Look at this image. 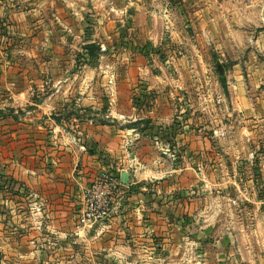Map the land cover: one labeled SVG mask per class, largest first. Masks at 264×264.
<instances>
[{
    "label": "rangeland",
    "instance_id": "1",
    "mask_svg": "<svg viewBox=\"0 0 264 264\" xmlns=\"http://www.w3.org/2000/svg\"><path fill=\"white\" fill-rule=\"evenodd\" d=\"M129 1L0 0V121L9 119L11 130L9 136L5 135L8 139H3L10 140L6 153H20L18 142L33 135L29 126L15 128L18 122L31 125L52 120L60 131L55 140L68 141L71 137L84 153L95 154L94 144L88 146L79 129L80 124L93 121L133 128L140 139L152 142L151 152L164 160L162 170L170 169L179 155L172 148L179 123L155 126L146 113L154 99L163 100L171 88L177 110L179 104L184 106L185 99L189 124L202 131L203 146L197 154L202 163H198L202 180L197 183V194L192 193L194 187L187 182L183 190L187 193V208L184 204L180 207V195L172 194L170 200L162 196L164 187L160 186L165 178H147L134 188L130 195L133 202L124 200L122 204L144 206L141 218L155 224L151 243L135 244L129 237H122L115 251L98 244L79 241L67 245L66 240L43 237L36 246L38 252L33 253L37 254L36 260L4 259L0 253V264H225L216 260L212 239L224 233L233 238L263 235L264 163H260L264 161V119L247 121L230 115L226 84H221L230 66L229 58L246 57L250 49L243 42L264 28L260 5L250 0H218L213 6V12L226 14L218 20V29L225 34L228 31L239 42L225 46L228 52H224V59L208 45L198 44L193 15L198 6L191 0H158L148 6L149 11L161 13L167 8L170 13L169 21L160 16L154 23L160 27L158 35L151 39L142 29L133 30L136 22L130 14L134 13V5H128ZM102 15L110 17L111 22L102 21ZM108 23L110 27L103 33L102 26ZM88 43L94 44L89 50L91 55L85 53ZM137 66L142 69L137 70ZM140 77L146 81L168 77L178 81L171 86L157 81L149 87L132 81ZM179 91L185 96L181 101L177 99ZM87 92L96 98L91 106L76 101ZM164 102H159L162 107ZM132 112L140 116H131ZM47 131L43 132L45 142L51 135ZM16 183L14 179L5 183L8 189L13 188L12 196L19 191ZM141 194L147 201L138 203L136 197ZM9 199L12 204L19 203ZM46 215L38 217L43 222L50 221ZM14 217L17 219V213ZM129 219L132 216H126L125 220ZM184 236L193 241L180 242ZM234 250L240 251L236 246Z\"/></svg>",
    "mask_w": 264,
    "mask_h": 264
},
{
    "label": "crops",
    "instance_id": "2",
    "mask_svg": "<svg viewBox=\"0 0 264 264\" xmlns=\"http://www.w3.org/2000/svg\"><path fill=\"white\" fill-rule=\"evenodd\" d=\"M157 1L135 0L133 2L130 0L128 3V5H134V13L131 11L130 14H133L132 20L136 22L133 30L136 29L141 32L142 29L150 39L158 35L159 29L157 27L160 26L156 27L154 23L159 21L157 19H160V16L169 21L170 13L167 8L163 9L161 13L148 10V6L157 4ZM191 1L198 6V9H194L193 13L195 33L199 38L198 44L202 47L208 45L210 50L217 51L219 57L226 59L227 56L224 52H228V50L225 46L228 43L235 45L239 42L235 41L228 31L225 34L218 29V20L226 15L212 11L213 6H217L218 0ZM254 1L260 5L259 14L263 20L264 0H250L249 2L253 3ZM119 12L123 13L122 9ZM102 17V21L111 22L110 17L105 15ZM109 27V23L102 26V32L106 33ZM242 45L246 49H250L248 55L242 59L239 57L229 58L230 66L224 73L228 107H230L228 113L247 121L252 119L263 120L264 28L254 37L248 36L247 42H243ZM197 48L196 45L195 51L198 53ZM219 62L222 61L219 60ZM136 69L141 70L142 68L137 66ZM132 81H136L137 85L144 84L150 87L157 84V81H162L165 86H171L178 80L168 77L165 80L156 78L146 81L140 77L133 78ZM163 97V100L162 97L154 99V105L146 115L151 118L152 124L155 126L162 123L170 125L172 121L179 123L176 131L177 136L174 137L175 142L172 146L179 155L176 157L174 167L165 170H162L164 160L162 161L151 152L154 149L152 142L149 143L140 139L133 128L121 129L117 125H101L93 121L80 124L79 129L83 135V141L88 146L94 144L96 151L95 154H88L84 153L80 147H76L71 137L68 141L55 140V136L58 137L59 127L52 120L45 123L35 122L31 125L18 122L19 126L17 125L15 128L26 129L29 126V129L33 130V135L28 140L24 137L18 142L20 153L13 152L11 154L6 153L10 140H3L5 135L11 134L10 121L6 118L0 121V136L3 135L0 137L1 256L4 259L19 257L24 260H36L37 254L33 253L38 252L36 246L43 240V237L58 239V241L66 240L67 245L79 241L86 244H98V246L102 245L105 248L109 247L108 249L114 248L115 251L117 245L122 242V237H129V241L135 244H138L139 241L142 244L144 242L148 244L152 232L155 230L154 222L141 218L144 216L145 210L142 204L139 207L137 205L132 207L130 204L125 207L122 201L133 202V197L130 195L134 194V188L146 181L147 178L150 181L165 178L166 181H163L164 184L160 186L164 187L161 191L162 196L170 200L172 194H178L181 201L179 206L181 207L183 204L186 206L185 196L187 193L183 190H186L187 182H189L190 187H194L192 193L196 195L197 183L202 180V173L198 172L200 171L198 163L202 164L201 158L197 157L203 146L202 131L196 125L189 124L188 114L190 111L187 110L185 96L180 91L177 93V99L179 101L184 99V106L179 104V111L177 110L176 95L171 93V88ZM50 99V97H46V100ZM95 99L93 94L87 92L82 97H78L76 101L79 104L87 103L91 106ZM216 99L218 101L219 97ZM158 101H165L166 103L164 102L162 107V103ZM212 105L211 107H213ZM162 110L163 113L161 114ZM131 116L140 115L132 112ZM44 130H48L47 133L51 134L50 140L47 142L43 140L45 137L43 136ZM60 149L64 151L60 152ZM262 163L264 161H261L260 164ZM103 170L113 172L119 182L121 172H127L130 185L125 187L120 182L123 188V196L115 203L111 217L107 221L83 225L76 219L82 206V191L88 186L92 177ZM11 179H14L15 183L17 182L16 186L18 185L19 191L16 196H12L11 189L13 188L8 189L5 184L7 180ZM129 187L133 189V192L128 190ZM16 189L14 188V190ZM139 189L143 188L139 187ZM153 191L156 192V190ZM9 197L18 200L19 203L17 205L12 204ZM136 198L138 203L147 201L143 194ZM16 213L17 219L14 217ZM41 213L47 214L46 217L50 216L51 220L44 222L40 220L38 215ZM122 213H126V215L124 216ZM180 213L183 214L182 210ZM31 215H34V219L30 218ZM126 216H132V219L125 220ZM145 217L148 218L149 215L146 214ZM72 218L73 220H71ZM133 218L135 219L133 220ZM183 218L184 220L187 219L185 212ZM62 220L63 223H60ZM60 228L66 229V232H61ZM262 234L260 238L240 236L233 238L229 233H224L222 236L211 240L212 252L216 253V260L225 261V264H264V232ZM193 239L196 241L198 238ZM164 241L169 242V240ZM189 241L193 240L185 236L180 238V242H184V244ZM235 246L240 250L239 252L234 250ZM100 249L102 250V248ZM117 253L115 252V254ZM196 255L199 257L197 253ZM200 257L202 258V254Z\"/></svg>",
    "mask_w": 264,
    "mask_h": 264
},
{
    "label": "built area",
    "instance_id": "3",
    "mask_svg": "<svg viewBox=\"0 0 264 264\" xmlns=\"http://www.w3.org/2000/svg\"><path fill=\"white\" fill-rule=\"evenodd\" d=\"M122 196V185L113 172L103 170L97 173L82 191L79 223L90 225L107 221L111 217L115 203Z\"/></svg>",
    "mask_w": 264,
    "mask_h": 264
},
{
    "label": "water",
    "instance_id": "4",
    "mask_svg": "<svg viewBox=\"0 0 264 264\" xmlns=\"http://www.w3.org/2000/svg\"><path fill=\"white\" fill-rule=\"evenodd\" d=\"M120 182L123 186H128V174L126 172H121Z\"/></svg>",
    "mask_w": 264,
    "mask_h": 264
},
{
    "label": "trees",
    "instance_id": "5",
    "mask_svg": "<svg viewBox=\"0 0 264 264\" xmlns=\"http://www.w3.org/2000/svg\"><path fill=\"white\" fill-rule=\"evenodd\" d=\"M93 45H94L93 43H88V44H86V45L84 46V49L86 50V52H85L86 55H91L90 52H89V50H90L91 47H94ZM96 49H98V47H96ZM221 84H222V87H223V86L225 85V81L222 80V81H221ZM56 121H57V119H56ZM57 122H58V121H57Z\"/></svg>",
    "mask_w": 264,
    "mask_h": 264
}]
</instances>
